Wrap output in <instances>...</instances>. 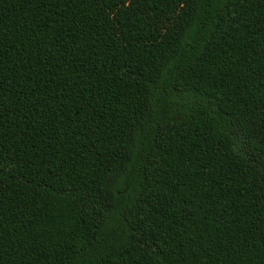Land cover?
<instances>
[{
    "label": "trees",
    "instance_id": "trees-1",
    "mask_svg": "<svg viewBox=\"0 0 264 264\" xmlns=\"http://www.w3.org/2000/svg\"><path fill=\"white\" fill-rule=\"evenodd\" d=\"M0 264H264V0H0Z\"/></svg>",
    "mask_w": 264,
    "mask_h": 264
}]
</instances>
